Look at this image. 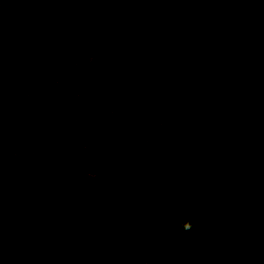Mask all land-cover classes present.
<instances>
[{
	"label": "trees",
	"instance_id": "trees-1",
	"mask_svg": "<svg viewBox=\"0 0 264 264\" xmlns=\"http://www.w3.org/2000/svg\"><path fill=\"white\" fill-rule=\"evenodd\" d=\"M40 1L0 0V38L41 33L24 61L0 43V175L12 180L0 183V264H138L121 223L153 219L169 238L164 264L172 253L185 264H264L260 129H208L223 108L249 128L242 106L258 96L264 110V86L254 84L264 82V0H238L225 40L208 30L220 0H160L149 15L143 0H52L49 25L63 31L92 6L106 34L94 38L88 63L46 47ZM28 131L63 143L33 177L21 170L35 143ZM50 171L65 179L46 190L39 176ZM82 213L90 217L70 221Z\"/></svg>",
	"mask_w": 264,
	"mask_h": 264
},
{
	"label": "rangeland",
	"instance_id": "rangeland-1",
	"mask_svg": "<svg viewBox=\"0 0 264 264\" xmlns=\"http://www.w3.org/2000/svg\"><path fill=\"white\" fill-rule=\"evenodd\" d=\"M142 4V14L143 15H149L151 10L160 2V0H143ZM173 1V0H170ZM242 2L251 3L254 4L257 0H240ZM239 4L238 0H220V4L216 6V8L213 10L209 17V25L208 30L212 34V36H220L222 37V40L226 39V33L228 29H232L231 27V21L230 18V11L233 10L235 6ZM40 5L42 6L41 11L38 14V18L40 20V29H47L44 34L48 33V41L47 46L48 48H51L50 50L59 49L58 53H63L66 55V62H81L82 59L87 57L85 60V63H88V57L91 53V46L94 42V38L99 34L105 36L106 32L100 31L95 29V25L93 24V18H92V6L86 5L85 6V12L83 13L82 17L75 18H67V26L65 27V30H58L57 28L51 27L49 25L51 21L49 20L53 16V10L52 0H41ZM79 20V24L78 21ZM97 21V20H94ZM85 24L86 28L83 30V37L82 39L77 42L76 44H72L73 39L76 36V32L74 30H79L80 25ZM99 27V24L96 25ZM43 32V30H42ZM36 34V33H35ZM40 32L35 35V39L28 36V39H25V36L16 37V39L12 40L9 36H2L0 38V43L7 48L8 46H12L13 49L15 48L16 52L21 54L20 59L22 61L27 60V57H29L30 54L34 52V46H35V40L40 38ZM227 41H230L227 39ZM17 77H22V73L19 72L18 69H16ZM96 74H88V77L85 78V80L93 79ZM25 76V75H24ZM26 77V76H25ZM254 78H251L252 80L256 79V77L253 75ZM24 78V77H23ZM25 79V78H24ZM138 80L140 81V84L143 83V79L138 76ZM255 85L258 84V87H260V90H263L264 82L263 80L259 79L254 83ZM259 90V88H257ZM242 90V89H240ZM137 95L139 94V91H136ZM261 96L257 97L255 101H247L246 104L242 106L243 113H241V120L249 124V128L243 127L241 124V121L239 123L235 122L236 117L232 116L231 113L233 111H228L225 108H223L219 113L214 117V119L211 121V123L208 125V129L210 131H215L219 135H225L228 137H239L240 131L238 129H243L245 134H249L252 131H258L260 134H256L255 136L258 137L260 140V158L259 162H262L261 160L264 158V110H262V102L260 101ZM261 104V105H260ZM146 105V104H144ZM146 107V106H145ZM224 115V117L222 116ZM238 114V113H237ZM241 125V126H240ZM233 127V128H232ZM243 127V128H242ZM78 129V128H77ZM263 131V132H262ZM244 134V135H245ZM37 134L33 133L32 131H28L27 136L25 137L26 142L31 143L33 140H35V143L30 144V148L26 151L24 157H27L26 159H22L25 163L22 164L21 170L29 171L32 174V177L35 174L36 169L39 170L40 167L43 165V155L48 154L49 152L53 150H61L63 149V143L62 142H55L54 138L50 136L49 133H42L39 138L36 136ZM248 135V134H247ZM253 136V139H255ZM175 138V137H174ZM175 141L177 139L175 138ZM174 143L172 142L170 149L168 150L167 155L163 156L164 161L167 159L169 160L171 149H175ZM207 148V147H206ZM173 158V157H172ZM5 161V160H4ZM9 164L10 162L6 160ZM18 161L12 160L11 167L18 168L19 164ZM13 164V165H12ZM7 168L8 165L6 164ZM9 169V168H8ZM5 172L9 171H1V173L6 174ZM47 176H43L41 174L39 177H42V187L46 190H48L54 183L57 184L59 182V179H65V177L57 179L58 173L57 171H50L47 173ZM253 175L254 173H250ZM46 175V174H45ZM255 175V174H254ZM253 175V176H254ZM29 177L30 175H24ZM22 177V176H21ZM20 180V179H19ZM10 181V182H9ZM44 181V182H43ZM0 183L3 184H9L12 185V180L9 179V175H0ZM125 179H122V181L114 186H110L107 188V197H111V195L116 194L117 192H121V190L124 188ZM110 195V196H108ZM12 200H15V194L13 197H11ZM108 198V199H109ZM89 216L90 214L82 213L80 216H75L71 218L72 221H76L77 219L81 218L82 216ZM120 216V213L118 215H112L113 218H118ZM158 220L153 219L151 224H143L139 223V221H125L122 220L121 226L124 230V233L129 235L130 244L134 247V254L133 256L136 260V263L138 264H146L148 261L153 260L154 264H164L162 261V256L165 255V250H167V240L168 235L165 234L161 229H158L159 227ZM157 227V228H155ZM67 236L66 233H61L59 236V241L64 240V238ZM172 250H168L167 253H171ZM39 264H53L51 261H49L47 258H44L41 260ZM87 264V261L85 262ZM167 264H185V261H182L181 257L178 255H174L172 253V257L170 258V261H168Z\"/></svg>",
	"mask_w": 264,
	"mask_h": 264
},
{
	"label": "clouds",
	"instance_id": "clouds-1",
	"mask_svg": "<svg viewBox=\"0 0 264 264\" xmlns=\"http://www.w3.org/2000/svg\"><path fill=\"white\" fill-rule=\"evenodd\" d=\"M191 227H192V225H191V223L190 222H185L184 224H183V228H184V230H191Z\"/></svg>",
	"mask_w": 264,
	"mask_h": 264
}]
</instances>
